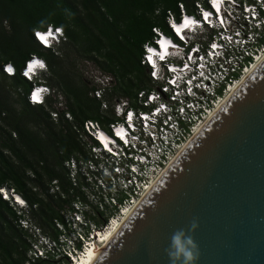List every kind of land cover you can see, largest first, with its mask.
Returning <instances> with one entry per match:
<instances>
[{
	"label": "built area",
	"instance_id": "1",
	"mask_svg": "<svg viewBox=\"0 0 264 264\" xmlns=\"http://www.w3.org/2000/svg\"><path fill=\"white\" fill-rule=\"evenodd\" d=\"M160 13L158 8L156 14ZM186 20L191 21L187 27ZM165 23L167 30L153 26L152 38L143 44L141 64L149 81L133 97L109 100L115 76L96 64L86 71L90 95L100 101L101 113L113 120L104 125L86 119L73 125L86 153L65 161L72 199L56 221L55 237L29 219L19 220L30 242L24 264H77L91 247H100L99 239L111 223L136 206L148 185L264 58V0H192L191 7L178 1L176 10H166ZM37 32L49 44L54 38L66 39L63 28L49 25L34 30L41 44ZM33 57L46 68L29 75L48 70L47 61L32 54L23 73ZM6 65L12 64L2 65L8 74ZM37 90H43L40 99L54 91L44 82L34 84L28 94L32 104L38 102L32 100ZM62 112L71 120L67 106ZM51 190L61 192L58 186ZM0 193L20 208L29 206L14 188L2 187Z\"/></svg>",
	"mask_w": 264,
	"mask_h": 264
},
{
	"label": "trees",
	"instance_id": "2",
	"mask_svg": "<svg viewBox=\"0 0 264 264\" xmlns=\"http://www.w3.org/2000/svg\"><path fill=\"white\" fill-rule=\"evenodd\" d=\"M178 1L192 5V0H0V188L21 194L30 207L27 216L46 233L58 234L54 220L63 218L61 210L72 199L65 161L86 153L73 125L86 119L104 125L113 120L101 113L91 87L78 78L72 55L115 76L109 100L133 97L149 81L141 64L143 44L152 38L153 26L167 30L166 10H176ZM158 8L162 13L156 14ZM49 25L64 29L66 40L58 50L34 37L35 29ZM32 54L47 61L52 76L48 85L67 95L74 122L65 120L63 112L59 122L52 119L53 99L29 102L34 83L21 71ZM10 62L15 75L3 71L2 65ZM55 180L64 194L51 192ZM25 217V210L15 209L0 193V264L26 261L30 242L19 225Z\"/></svg>",
	"mask_w": 264,
	"mask_h": 264
},
{
	"label": "water",
	"instance_id": "3",
	"mask_svg": "<svg viewBox=\"0 0 264 264\" xmlns=\"http://www.w3.org/2000/svg\"><path fill=\"white\" fill-rule=\"evenodd\" d=\"M180 229L198 245L193 264H264V58L90 264H172L165 250Z\"/></svg>",
	"mask_w": 264,
	"mask_h": 264
},
{
	"label": "clouds",
	"instance_id": "4",
	"mask_svg": "<svg viewBox=\"0 0 264 264\" xmlns=\"http://www.w3.org/2000/svg\"><path fill=\"white\" fill-rule=\"evenodd\" d=\"M54 27H56V26H54ZM36 34L41 35L39 32H37ZM54 41L58 42L57 44H59V41H61V40H57L56 38H54ZM42 45L50 48L52 44L47 43V45H45V44H42ZM37 62H39V64H37ZM11 64L13 67L11 65H6L5 71L10 75H15L16 74V67L14 66L13 63H11ZM33 65H36V66L33 67ZM40 65H42V67ZM37 68L45 69L46 64L44 61H42L36 57H33V59L27 63V67H26V70L24 71V73H23V69H22L21 74L24 77H26L25 75L27 74L28 77H26V78L28 80L32 81L34 84L39 83V82H43V81L38 80V77H39L38 74L39 73H34L32 75H29L30 73H33L34 70ZM51 96H52L51 92H47L46 93V99H40L37 102V104H45ZM37 104H33V105H37ZM6 200H8V199L6 198ZM196 227H198V225L195 221H193L190 225L189 231L190 232L194 231ZM165 251H166L167 255L169 256V259L172 261V264H176L177 261H181V260H183V264H193V262L199 258L198 245L195 243L193 237L191 235H188L183 229L177 230L176 232L173 233V235L171 237V245Z\"/></svg>",
	"mask_w": 264,
	"mask_h": 264
},
{
	"label": "rangeland",
	"instance_id": "5",
	"mask_svg": "<svg viewBox=\"0 0 264 264\" xmlns=\"http://www.w3.org/2000/svg\"><path fill=\"white\" fill-rule=\"evenodd\" d=\"M55 28V27H54ZM62 28V27H61ZM63 31H64V29H63ZM65 33V32H64ZM62 42H63V40H61V41H59V44H57L58 42H54V43H52V45H51V47L50 48H55L54 50H58V46L60 45V44H62ZM67 49V48H66ZM72 58H73V60H71V61H75V65H74V69L76 70V71H78L79 73H80V75H79V77L78 78H80L81 77V79H82V81H85V82H87L88 83V85H89V87H91V89H92V85L88 82V75H86V71H88L89 69H92V68H94L95 67V63L93 62V61H90L89 62V60L88 59H85V58H83V57H80V56H78L77 57V55L76 54H73L72 55ZM75 59V60H74ZM89 62V63H88ZM48 65V64H47ZM94 65V66H93ZM38 80L39 81H43V82H45V83H50V80H51V73H50V70H49V67H48V70L47 71H43V72H41V73H39L38 74ZM49 86L54 90V91H51V94H52V96L49 98V99H53V101H54V106L56 107V109H53V110H51L50 111V113H52L54 110H56L58 113H57V115L56 116H52V114H51V117H52V119L55 121V122H59L61 119V112H62V107H68V101H69V98L67 97V95H65V93L63 92V91H61V90H59L58 89V87L56 86V87H53V86H51L50 84H49ZM65 120H67V119H65ZM68 122H74V117H73V114L71 113V120H68ZM77 124V123H76ZM60 187L59 185H58V183H57V180H55L54 182H53V184H52V187L53 188H56V187ZM3 187H5V188H11V187H8V186H3ZM51 187V188H52ZM2 188V187H1ZM51 192L52 193H57V192H60L59 190H55V192H53L52 190H51ZM10 205H12L15 209H17V210H20L21 212H23V210H25V214H26V219H29L30 221H31V223H33L34 225H36V226H38V227H40L42 230H43V228L41 227V226H39L36 222H35V220H33L30 216H27V213H26V211L28 210H30V207L28 206V207H24V209L23 208H20L19 206H17L16 204H13V203H10ZM29 205V204H28ZM66 207H67V204L65 205V207L61 210V215L62 216H64V214H63V211L66 213ZM30 212V211H29ZM56 221H60V219H55L54 220V224H55V226H56ZM22 228V227H21ZM24 229V228H23ZM56 229H57V227H56ZM25 230V229H24ZM44 231V230H43ZM45 232V231H44ZM46 233V232H45ZM48 234V233H47ZM27 235H28V232H27ZM48 235H50V234H48ZM50 236H52V235H50ZM57 236V235H56ZM52 237H54V236H52ZM27 259V258H26ZM25 262V261H24ZM24 262H23V264H24Z\"/></svg>",
	"mask_w": 264,
	"mask_h": 264
},
{
	"label": "bare ground",
	"instance_id": "6",
	"mask_svg": "<svg viewBox=\"0 0 264 264\" xmlns=\"http://www.w3.org/2000/svg\"><path fill=\"white\" fill-rule=\"evenodd\" d=\"M262 60H263V58H262ZM261 60V61H262ZM257 66V65H256ZM255 66V67H256ZM254 67V68H255ZM254 68L252 69V70H250V72L247 74V75H245L244 76V78L242 79V80H240L238 83H237V86L233 89V91L244 81V79L254 70ZM233 91L231 92V94L233 93ZM230 94V95H231ZM229 97V96H228ZM225 102V101H224ZM216 112V111H215ZM214 112V113H215ZM213 113V114H214ZM211 118V117H210ZM209 118V119H210ZM193 138V137H192ZM187 144V143H186ZM185 144V145H186ZM184 145V146H185ZM162 174V173H161ZM160 174V175H161ZM159 175V176H160ZM158 179V178H157ZM156 179V180H157ZM155 180V181H156ZM154 181V182H155ZM153 182V183H154ZM153 183L149 186L148 185V187L146 188V191L143 193V195L141 196V198L144 196V194L149 190V188L153 185ZM133 210V207H131V208H129V209H125V215H124V217H122V218H120V219H117V220H114L112 223H111V227H109L104 233H103V236H101L100 237V242L102 241V243H101V245H100V247L101 246H103L109 239H110V237L113 235V233L117 230V228L122 224V222L126 219V217L129 215V213L131 212ZM100 247H96V246H93V247H91L88 251H87V253L84 255V256H82L80 259H78V263L77 264H90L91 263V261L93 260V258L95 257V255L98 253V250H99V248Z\"/></svg>",
	"mask_w": 264,
	"mask_h": 264
},
{
	"label": "snow or ice",
	"instance_id": "7",
	"mask_svg": "<svg viewBox=\"0 0 264 264\" xmlns=\"http://www.w3.org/2000/svg\"><path fill=\"white\" fill-rule=\"evenodd\" d=\"M189 24H191V21L186 20L184 26L187 27ZM179 31H180V29H177V32H179ZM38 38L41 42H43L45 45H47L48 41H47L45 36L38 34ZM160 58L163 59V56H161ZM149 60H151V57H149ZM37 64H39V62H37ZM35 66L36 65H33V67H35ZM40 66L42 67V65H40ZM153 75H155V73H153ZM25 76L28 77L27 74ZM41 91H43V90H37L35 93H33V95H32L33 101H39L40 100V92ZM129 118H131V114H129Z\"/></svg>",
	"mask_w": 264,
	"mask_h": 264
}]
</instances>
